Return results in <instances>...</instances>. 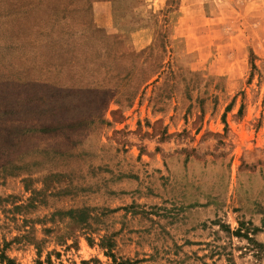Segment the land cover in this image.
Here are the masks:
<instances>
[{"label":"rangeland","instance_id":"obj_1","mask_svg":"<svg viewBox=\"0 0 264 264\" xmlns=\"http://www.w3.org/2000/svg\"><path fill=\"white\" fill-rule=\"evenodd\" d=\"M0 251L264 264V0H0Z\"/></svg>","mask_w":264,"mask_h":264},{"label":"trees","instance_id":"obj_2","mask_svg":"<svg viewBox=\"0 0 264 264\" xmlns=\"http://www.w3.org/2000/svg\"><path fill=\"white\" fill-rule=\"evenodd\" d=\"M0 261L4 264H21L17 262L14 258L9 257L4 251H0ZM49 264H54L48 260ZM124 261L117 262V264H124ZM37 264H43L42 261H37Z\"/></svg>","mask_w":264,"mask_h":264},{"label":"crops","instance_id":"obj_3","mask_svg":"<svg viewBox=\"0 0 264 264\" xmlns=\"http://www.w3.org/2000/svg\"><path fill=\"white\" fill-rule=\"evenodd\" d=\"M152 44V39L150 38L149 40H147V42H146V44H144V45H142L140 48L142 49H144V47L145 48H147V47H149L150 45ZM148 45V46H147ZM147 46V47H146ZM131 47L133 48V49H135V50H141V49H137V48H135L136 46H133L132 44H131Z\"/></svg>","mask_w":264,"mask_h":264}]
</instances>
